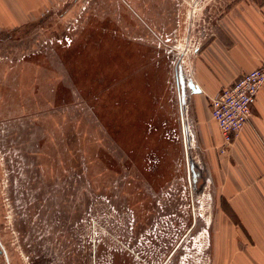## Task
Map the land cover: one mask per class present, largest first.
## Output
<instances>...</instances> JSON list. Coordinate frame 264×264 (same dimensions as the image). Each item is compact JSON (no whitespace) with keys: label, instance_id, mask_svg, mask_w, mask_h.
<instances>
[{"label":"rangeland","instance_id":"rangeland-1","mask_svg":"<svg viewBox=\"0 0 264 264\" xmlns=\"http://www.w3.org/2000/svg\"><path fill=\"white\" fill-rule=\"evenodd\" d=\"M234 1L57 0L37 22L0 33V264H106L108 236L98 237L95 263L84 247L93 222L109 230L125 221L114 220L115 207L137 241L150 239L144 230L154 225L158 240L171 238L165 224H190L176 194L189 191L187 162L197 174L194 197L204 194L190 253L206 220L213 238L201 151L193 132L187 148L182 136L186 124L193 129L196 97L189 94L186 116L177 74L190 72L210 35L207 17ZM145 192L164 206L139 197ZM141 245L133 246L140 259ZM191 254L188 264H201Z\"/></svg>","mask_w":264,"mask_h":264},{"label":"crops","instance_id":"crops-1","mask_svg":"<svg viewBox=\"0 0 264 264\" xmlns=\"http://www.w3.org/2000/svg\"><path fill=\"white\" fill-rule=\"evenodd\" d=\"M56 1L0 0V33L14 32L37 22L48 14ZM212 6L207 2L202 9H206L209 15ZM217 12L216 16L212 11L211 17H207L211 33L206 40H202L200 48L191 57L190 72H183L199 88L200 93L191 94L196 97L189 116L193 129L191 131L186 124L182 136L187 148L190 135L192 132L195 134L192 141L196 138L198 142L205 170L202 186L207 194L202 207L211 212L214 220L212 239L205 231L209 229L208 220L205 222L206 229L201 228L204 233L203 239H200L201 253L198 258L201 264H264V84L256 95L248 122L223 154L217 151L221 136L209 112L211 97L231 85L242 73L254 70L264 62V0L234 1L220 7ZM184 104H180V107ZM187 165L186 184L190 192L195 194L197 174L193 164L187 162ZM202 166L197 168L201 171ZM148 195L145 192L139 197L158 199L157 195L156 198L154 194L152 197ZM203 195L200 192V197H196L203 199ZM143 202L147 205L154 203ZM115 210L117 215L113 219L127 222L122 221L116 228L106 227L109 229L107 231L134 253L137 234L135 230L130 232L129 218L127 213L122 212L123 208L115 207ZM125 210L129 211L128 208ZM137 230L142 231L143 227L137 226ZM130 235L134 243L130 242ZM86 240L84 250L91 256V262L95 263L98 261L95 256L97 251L90 239ZM179 255L173 254L168 261L165 259L166 264H178ZM110 256V264H129L133 261L128 251L110 252Z\"/></svg>","mask_w":264,"mask_h":264},{"label":"built area","instance_id":"built-area-1","mask_svg":"<svg viewBox=\"0 0 264 264\" xmlns=\"http://www.w3.org/2000/svg\"><path fill=\"white\" fill-rule=\"evenodd\" d=\"M263 84L264 62H262V64L258 68L242 73L231 85L222 88L213 97L210 98V117L215 122L221 136V145L217 149L219 154H223L226 149L233 143V141L239 137L242 129L250 118L251 108L255 103L256 95L259 91V88ZM164 194V198H169L171 195H173V193L168 192ZM176 194L181 202L183 199H185V201L189 203L188 209L190 214V224H184L183 226H181L176 224V221L173 222L174 224L171 222H169L170 224H165L164 229L167 231L171 230L172 237L167 239L165 238L164 240H158L156 234L157 227L156 225H154L150 231L152 235L151 238L148 240L140 238L136 243V245L143 244L141 245V247L144 254V258L142 257L140 259L137 253L133 254L132 252H130L134 261L137 262L136 264H166V260L168 261L173 254L176 255L178 252H180L178 264H188L189 260H191L192 258L191 255L193 254L191 253L193 251L195 252V254L197 253L196 255H200V243L199 246L197 244L195 245L196 250H193L191 253V250L189 249V247H191L192 249L194 247L193 243L195 241L192 239L191 233L193 232L194 227L196 226V217H201V214L197 212V210L199 209H196L195 206V203H199V198H195L194 194L191 193L190 190L182 196H179L178 193ZM161 198H163V196H161ZM158 199L156 201V206L161 209V207L164 206V203H161ZM172 200H174V198ZM182 204L184 203L182 202ZM180 208L184 209V206H180L179 209ZM199 208L201 209V206ZM111 213H114V209H112ZM90 228L92 231L90 242L92 243L93 248L96 249L97 246L101 245L102 240L101 238H98L100 235L108 236L109 242L112 244L108 246L109 255L106 256V258H108L109 261L106 264H110L111 262L110 252H112V248L115 252L128 251V248L125 244L121 243L117 239L112 238L107 232V230L103 227L93 222ZM181 230H185V233L180 237L179 235ZM147 236H150V233H147ZM112 240L115 242H113ZM155 246L156 248H160L158 249L159 254L157 255H154V252H152L153 249H151L155 248ZM163 248L164 252L162 251L163 253H161V250ZM183 251L184 254L181 255ZM167 252L168 256L166 257L165 255ZM205 263L206 262H203L202 264Z\"/></svg>","mask_w":264,"mask_h":264},{"label":"water","instance_id":"water-1","mask_svg":"<svg viewBox=\"0 0 264 264\" xmlns=\"http://www.w3.org/2000/svg\"><path fill=\"white\" fill-rule=\"evenodd\" d=\"M177 86H178V95H179L180 104H184V102H185V92L187 89L189 92H191V94H199L200 93L199 88L192 82V80L185 79V77H183L182 73L177 74ZM181 119H183V118L181 117ZM184 146L186 148V140L184 141ZM185 153H186V150H185ZM0 251H1V254H3L5 256V251L3 250V248L1 246H0Z\"/></svg>","mask_w":264,"mask_h":264},{"label":"bare ground","instance_id":"bare-ground-1","mask_svg":"<svg viewBox=\"0 0 264 264\" xmlns=\"http://www.w3.org/2000/svg\"><path fill=\"white\" fill-rule=\"evenodd\" d=\"M181 73H182L183 77H185V79H188V77L186 78V76H184L183 72H181ZM190 80H191V79H190ZM190 93H191V92H189L188 89H187L186 92H185V104H184V106L182 107V108H183V113H184V110H186V108H187V105H186L187 101H186V100H188V96H189ZM188 145H189V143H188ZM188 145H187V147H188ZM187 155H188V150H187Z\"/></svg>","mask_w":264,"mask_h":264}]
</instances>
